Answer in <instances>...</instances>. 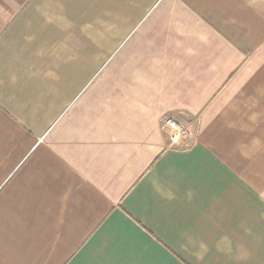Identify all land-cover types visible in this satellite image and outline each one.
I'll return each instance as SVG.
<instances>
[{
  "label": "crops",
  "instance_id": "1",
  "mask_svg": "<svg viewBox=\"0 0 264 264\" xmlns=\"http://www.w3.org/2000/svg\"><path fill=\"white\" fill-rule=\"evenodd\" d=\"M0 264H264V0H0Z\"/></svg>",
  "mask_w": 264,
  "mask_h": 264
},
{
  "label": "built area",
  "instance_id": "2",
  "mask_svg": "<svg viewBox=\"0 0 264 264\" xmlns=\"http://www.w3.org/2000/svg\"><path fill=\"white\" fill-rule=\"evenodd\" d=\"M170 136L171 144L181 145V149H189L191 148V132L187 130L184 126L180 125L173 119H169L166 121L164 128Z\"/></svg>",
  "mask_w": 264,
  "mask_h": 264
},
{
  "label": "rangeland",
  "instance_id": "3",
  "mask_svg": "<svg viewBox=\"0 0 264 264\" xmlns=\"http://www.w3.org/2000/svg\"><path fill=\"white\" fill-rule=\"evenodd\" d=\"M169 119H173L175 120L176 122H178L180 125L184 126L187 130H190V128L185 124V123H182V122H179L178 120L174 119L173 117L171 118H167L165 121H164V124H163V129L165 128V124H166V121L169 120ZM191 132V130H190ZM192 134V133H191ZM194 143V139H193V136L191 135V146L193 145ZM180 145V144H179ZM182 150H188V149H182Z\"/></svg>",
  "mask_w": 264,
  "mask_h": 264
}]
</instances>
